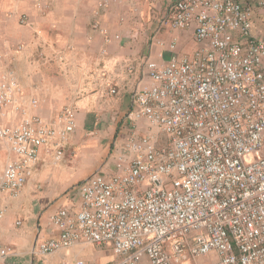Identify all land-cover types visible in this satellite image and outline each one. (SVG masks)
<instances>
[{
	"label": "built area",
	"instance_id": "2783aa9c",
	"mask_svg": "<svg viewBox=\"0 0 264 264\" xmlns=\"http://www.w3.org/2000/svg\"><path fill=\"white\" fill-rule=\"evenodd\" d=\"M253 17L246 0H177L168 8L161 26L194 28L197 49L165 65L145 63L151 83L133 95L123 154L111 172L80 185L79 212L52 217L60 234L37 254L84 243L111 246L113 264H199L209 256L212 264H264V35H254ZM20 90L13 72L0 76V119L21 116L14 127L0 123L11 154L0 195L14 199L41 149L64 145L77 127L71 107L48 126L20 105ZM141 121L154 131L141 134ZM6 213L0 206V228ZM12 252L0 235V261Z\"/></svg>",
	"mask_w": 264,
	"mask_h": 264
},
{
	"label": "crops",
	"instance_id": "0c3cea01",
	"mask_svg": "<svg viewBox=\"0 0 264 264\" xmlns=\"http://www.w3.org/2000/svg\"><path fill=\"white\" fill-rule=\"evenodd\" d=\"M176 1L0 0V76L13 72L20 105L48 126L68 107L77 122L68 142L41 149L17 198L0 195L7 210L1 240L13 249L0 264H75L87 247L99 249L79 243L49 256L34 251L59 236L51 222L55 214L81 210L80 185L98 172H111L123 154L133 95L151 83L145 63L165 65L173 55L191 56L197 49L194 28L174 31L160 24ZM246 1L254 6V35L260 37L264 9L260 0ZM22 16L28 17L26 24ZM174 40L172 51L168 45ZM20 121L13 112L0 119L8 127ZM138 125L141 134L154 131L145 121ZM10 157L8 144L0 140V182ZM100 256L94 264L115 262Z\"/></svg>",
	"mask_w": 264,
	"mask_h": 264
},
{
	"label": "rangeland",
	"instance_id": "374dc122",
	"mask_svg": "<svg viewBox=\"0 0 264 264\" xmlns=\"http://www.w3.org/2000/svg\"><path fill=\"white\" fill-rule=\"evenodd\" d=\"M97 247H99V249H97L95 247H90V246L87 247L83 251L82 258H80V259H83L85 262L87 260L88 262H91L92 264H94V262L97 259V257H101L100 255L102 254L104 258L110 255L112 260H115V257H114V254H113V249H112L111 246H109V247L97 246ZM215 261H216V258H212V256L203 257V258H201L199 260V264H212ZM99 264H101V263H99ZM192 264H194V263H192Z\"/></svg>",
	"mask_w": 264,
	"mask_h": 264
}]
</instances>
